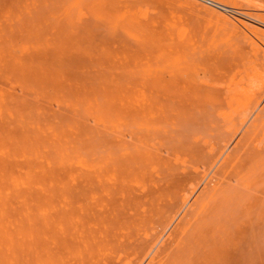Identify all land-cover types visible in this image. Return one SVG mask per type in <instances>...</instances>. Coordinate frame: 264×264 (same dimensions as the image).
I'll return each instance as SVG.
<instances>
[{
	"label": "rangeland",
	"instance_id": "1",
	"mask_svg": "<svg viewBox=\"0 0 264 264\" xmlns=\"http://www.w3.org/2000/svg\"><path fill=\"white\" fill-rule=\"evenodd\" d=\"M263 117L264 0H0V264H264Z\"/></svg>",
	"mask_w": 264,
	"mask_h": 264
},
{
	"label": "bare ground",
	"instance_id": "2",
	"mask_svg": "<svg viewBox=\"0 0 264 264\" xmlns=\"http://www.w3.org/2000/svg\"><path fill=\"white\" fill-rule=\"evenodd\" d=\"M200 2H201V1H200ZM217 7H218L219 9H222V10L225 9L223 6H217ZM215 13H216V12H215ZM217 13H218V12H217ZM218 14H219V13H218ZM220 14H221V13H220ZM222 15H223V14H222ZM226 16H227V15H226ZM227 19H228V17H227ZM230 22H231V21H230ZM231 23H234V20H233V22H231ZM236 23H237V22H236ZM238 25H239V24H238ZM243 26H246V27H247L248 25L244 24ZM245 29H247V28H245ZM242 30H243V29H242ZM247 30H248L252 35H256V36H253V37H258L257 34L261 33V32L257 33L258 31H255V30H253V29H251V28H248ZM250 33H249V34H250ZM251 34H250V35H251ZM247 36H248V33H247ZM251 37H252V36H251ZM262 37H263V36H262ZM250 39L252 40V38H250ZM253 40H254V39H253ZM255 41H256V39H255ZM255 41H254V43H256ZM259 41H260V40H259ZM183 76H184V75H183ZM176 80H178V79H176ZM183 81H184V80H183ZM183 81H182V82H183ZM185 81H186V80H185ZM188 81H189V80H188ZM185 83H186V82H185ZM187 83H188V82H187ZM178 84H179V83H178ZM173 85H174V84H173ZM184 87H186V86H184ZM182 88H183V87H182ZM186 88H187V87H186ZM175 89H176V87H175ZM175 89H174V90H175ZM184 90H185V89H184ZM206 90H207V89H206ZM206 90H205V91H206ZM211 91H212V90H211ZM175 92H176V91H175ZM178 92H180V90H178ZM178 92H177V93H178ZM201 92H202V91H201ZM202 93H203V92H202ZM207 93H209V92H207ZM211 93H212V92H211ZM178 94H179V93H178ZM179 95H180V94H179ZM181 95H182V94H181ZM181 95H180V96H181ZM199 95H200V94H199ZM213 95H214V93H213ZM200 100H201V99H200ZM247 109H248V108H247ZM248 110H249V109H248ZM246 112H247V110H246L243 114H245ZM257 112H258V111H257ZM256 116H257V115H256ZM242 117H243V116H242ZM253 118H254V117H253ZM263 119H264V117H263ZM253 120H254V119H253ZM263 121H264V120H263ZM255 122H256V121H255ZM242 123H244V122H242ZM253 123H254V122H253ZM253 123H252V124H253ZM257 123H259V122H257ZM253 125H254V124H253ZM253 125H252V126H253ZM253 127H254V126H253ZM232 128H233V126H232ZM236 129H237V127H236ZM254 129H255V128H254ZM253 131H254V130H253ZM234 135H235V134H234ZM250 135H251V134H250ZM247 142H248V141H247ZM259 145H260V144H259ZM261 148H262V147H261ZM221 172H222V171H221ZM183 223H184V222H183ZM180 228H181V226H180ZM182 237H183V236H182ZM172 240H173V239H172ZM169 250H170V249H169ZM180 250H181V249H180ZM178 251H179V250H178ZM154 253H155V252H154ZM160 254H161V253H160Z\"/></svg>",
	"mask_w": 264,
	"mask_h": 264
},
{
	"label": "built area",
	"instance_id": "3",
	"mask_svg": "<svg viewBox=\"0 0 264 264\" xmlns=\"http://www.w3.org/2000/svg\"><path fill=\"white\" fill-rule=\"evenodd\" d=\"M212 4H214V3H212Z\"/></svg>",
	"mask_w": 264,
	"mask_h": 264
}]
</instances>
